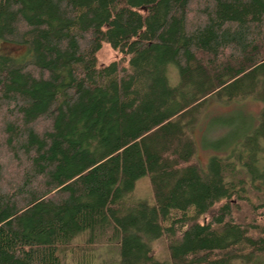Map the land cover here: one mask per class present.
Instances as JSON below:
<instances>
[{"label": "trees", "instance_id": "16d2710c", "mask_svg": "<svg viewBox=\"0 0 264 264\" xmlns=\"http://www.w3.org/2000/svg\"><path fill=\"white\" fill-rule=\"evenodd\" d=\"M105 44L122 59L100 64ZM211 101L237 108L209 119L203 165ZM0 109L26 161L0 188V264H94L68 252L86 235L113 264L264 257V0H0ZM143 178L154 203L134 198Z\"/></svg>", "mask_w": 264, "mask_h": 264}, {"label": "rangeland", "instance_id": "374dc122", "mask_svg": "<svg viewBox=\"0 0 264 264\" xmlns=\"http://www.w3.org/2000/svg\"><path fill=\"white\" fill-rule=\"evenodd\" d=\"M1 51L14 57H22L23 55H25L26 49L25 47L20 45L3 42L1 44ZM98 58L100 64H109L115 60H121L122 56L117 51L113 50L109 44H105L103 49L100 51ZM169 75L173 83H176L178 81L177 70L173 65L169 67ZM242 105L244 106L245 110L252 115H257L262 108L261 103L253 100H247L242 103ZM235 108H237L235 105L224 107L214 101H211L205 109L201 124L195 130V136L198 146L197 159L203 165L207 164V161L211 154L210 152L205 151L201 146V138L204 134L205 129L207 128L209 119L216 115L229 114V112L233 111V109ZM227 116L230 115H225L224 117ZM10 117V113H7L5 109H0V163L4 167V180L0 182V188L2 189L11 187L13 182L15 184H19L23 179L22 175L24 174V170L26 168L25 159L22 158L18 160L5 142L6 138L8 137L5 135L4 124L8 121H11ZM219 134H221L220 131L217 135ZM206 137L207 139L214 138L213 131H207ZM134 198L136 200H147L150 203H154L153 187L149 178H143L138 181L134 193ZM89 240V236L87 235L77 238L71 244L68 250L69 254L71 253V248H79L83 250L86 249V251H89L88 253H90L93 257L94 264H113V261L118 257L117 246L104 240L100 243L90 245L88 243ZM153 247L157 259L165 262L170 260L168 241L165 237L157 240L154 243ZM251 264H264V257L258 258Z\"/></svg>", "mask_w": 264, "mask_h": 264}]
</instances>
